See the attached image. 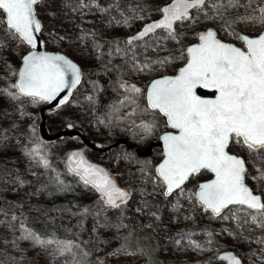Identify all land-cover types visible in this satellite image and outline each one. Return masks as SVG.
I'll return each mask as SVG.
<instances>
[{
    "label": "rangeland",
    "instance_id": "obj_1",
    "mask_svg": "<svg viewBox=\"0 0 264 264\" xmlns=\"http://www.w3.org/2000/svg\"><path fill=\"white\" fill-rule=\"evenodd\" d=\"M103 1L104 3L101 4L104 7L112 6L109 12L99 13L93 9L91 12L86 11L81 14L66 6L65 0H42V3L36 7L37 14L43 22L41 34L45 41V48L64 52L76 60L82 66L83 71L89 70L104 75L108 80L105 90L110 89L118 96L114 103L108 106L106 112L98 114L93 104L95 105L97 92L101 89L99 82L95 78L85 79L67 103L48 112V123L55 124L65 120L58 129H51L56 131L68 123L66 119L80 118L81 125L89 132V136L101 143L105 142V134L108 132H111L114 140L127 138L129 135L127 133L130 132L133 141L143 143L147 138L153 137L154 133L146 136L137 126L141 123L152 122L148 118H155L158 113L151 110L142 111L147 107L144 95L138 97L136 102L138 107L128 104L121 105L126 93L120 88V83L135 84L146 90L152 79L164 74L177 73L186 61L176 59L173 63L141 72L136 70L131 61L116 55L113 48L116 43L124 48L126 37L153 19L159 13L157 9L170 0ZM70 3L74 7L76 0H70ZM240 3H245V0H240ZM256 7L257 4L253 3L249 9L229 8L224 13V17L232 22L230 28H226L221 20L206 18L202 14L198 15L192 24L179 26L182 33L179 43L165 40L162 41L160 47L153 45L146 51L138 48V60L143 63L147 59L151 63L168 56L179 57L181 50L196 42L197 34L209 27L218 30L222 37L242 46L233 33L257 36L264 29V24L258 21L244 22L237 19L249 15ZM132 9L136 11L133 12ZM137 16L144 18H133ZM125 17L127 23L116 22L123 21ZM85 33L88 35L85 36ZM0 42L3 44L0 47V88H5L15 82L16 78L11 76V72L19 71L23 55L31 48L18 40L10 39L3 26H0ZM88 97L92 99L89 100ZM44 104L42 101L34 103L28 97L13 100L7 95L0 94V164L11 171V173L8 172L11 175L4 178L0 175V264H10V262L12 264H71V254L59 255L54 246L44 248L31 240L22 238L24 233L20 227L21 223L27 229H31L26 223L25 213L19 209H26L34 204H49L82 215L85 209L88 212L89 208L100 198L98 192L90 185L86 186L79 176L57 171L55 156L62 153L64 149L68 152L72 148L82 146V142L79 138H66L59 143L46 145L39 132L40 109ZM133 109L136 114L130 115ZM37 145L40 146L41 155L48 161L47 167L39 161V157L33 159L26 155V152ZM232 149L248 158L249 169L252 170L256 165L264 168V164H258L259 162L256 161L253 163L248 152L238 145H232ZM87 155L91 159L93 157L99 160L103 158V153L91 150H87ZM151 157L155 161H160L163 153L160 149H155ZM125 160L127 161L126 158ZM146 162L138 164L134 162L129 168L130 186L125 187L129 189L131 197L127 204L119 209L110 208L104 204L97 206L95 210L98 220L96 233L103 242V253L107 255L109 262L147 264L146 257L141 252H133L128 248L125 253L111 255L124 244L123 239L127 231L135 225V215H138L144 219L147 226L153 227L162 237L159 252L168 264H210L209 257L212 258V254L222 248V243L227 244L233 241L235 233L240 230L244 233L241 238L244 244L239 254L247 264H264L260 246L250 242L264 236V231L250 223L238 227L237 221L233 219V212L239 206L225 214L224 216L228 218L224 219L205 214L200 206L189 203L183 197L173 195L165 198L160 194V189L156 188L154 192L153 183L141 174L140 169L146 167ZM150 170L149 174L154 175ZM154 170L155 167L153 172ZM209 176V173L202 172L186 186V189L193 191L197 183ZM260 183L264 182L260 181ZM177 201L183 205L179 210L174 207ZM196 210L201 211L198 215L204 223L211 224L215 232L211 237L202 233L192 236L193 240L198 241L204 247L203 251L194 250L187 245L186 241L183 242L182 247H178L173 242L178 233H186L185 228L192 222L191 213H195ZM238 215L242 222L245 213L240 212ZM13 216L16 217L15 220L12 219ZM185 217H190V219H184ZM39 236L43 239L73 241L79 245L75 238H61L55 235ZM212 244L216 245L211 246ZM81 250L80 245L79 249L73 248V252L77 253V259H80ZM253 252L256 254L252 255ZM94 263L95 258L88 255L86 264ZM214 263L218 264L220 261L217 260Z\"/></svg>",
    "mask_w": 264,
    "mask_h": 264
},
{
    "label": "snow or ice",
    "instance_id": "obj_2",
    "mask_svg": "<svg viewBox=\"0 0 264 264\" xmlns=\"http://www.w3.org/2000/svg\"><path fill=\"white\" fill-rule=\"evenodd\" d=\"M41 3L42 0H0V26L10 39L18 40L31 49L43 46L39 36L43 26L36 14V7ZM65 3L81 14L93 9L106 13L112 7H104L100 0H76L74 7L70 0H65ZM253 3L257 7L249 15L237 19L264 24V2L261 0H245L243 4L240 0H171L157 9L159 19L145 24L137 34L124 41V48L116 43L113 52L131 61L141 72L173 63L176 59L186 61L175 75L152 80L146 90L135 84L120 83V88L126 93L121 105H136L138 97L144 95L147 107L142 111L159 113L165 126L172 130L160 137L164 152L162 161L155 167V174H149L147 162L146 167L140 169L141 174L153 183L154 192L158 188L165 198L173 195L183 197L189 203L199 205L203 211H210L214 217L224 219L228 218L222 215L226 209L231 211L230 206H239L233 212L238 227L250 223L264 231V198L254 194L245 182L248 176L245 159L229 151L230 145H238L254 161L264 163V33L255 37L233 33L241 42L242 46L238 47L220 40L217 32L209 28L199 32L196 36L198 42L182 49L179 57L168 56L151 63L147 59L139 62L137 51L138 48L146 51L153 45L160 47L165 40L179 43L182 35L179 26L192 24L201 14L221 20L226 28H230L232 22L225 19L224 13L229 8L249 9ZM116 22L127 23V18ZM11 76L16 78L15 82L0 88V94L13 100L28 97L34 103L51 102L62 91L74 88L80 82L81 70L63 55L36 50L23 56L22 67L18 72H11ZM198 90L210 91L212 95L201 96ZM66 102L67 96L59 101L61 104ZM135 114L133 109L130 115ZM137 127L147 136L152 134L155 123H141ZM26 155L33 159L39 157V161L48 166L39 145ZM68 164L69 171L79 176L86 186L91 185L107 207L119 209L127 204L130 193L119 188L104 169L89 163L81 153H72ZM202 172H210L214 178L198 183L195 190L188 191L186 186ZM257 173L253 179L264 182V168L257 169ZM174 207L179 210L183 205L177 201ZM240 212L245 213L242 222L238 215ZM20 227L23 239L44 248L54 246L59 255L71 254V264H86L88 253L81 250L80 259H77L73 248L79 249V245L73 241L43 239L23 223ZM192 235L178 233L173 242L182 247L186 241L194 250L203 251L204 247L193 240ZM208 235L211 237L212 233ZM250 242L260 246L264 257V236ZM126 249L125 243L111 255L125 253ZM218 259L229 264H243L242 259L231 252L219 255ZM98 264H103V261Z\"/></svg>",
    "mask_w": 264,
    "mask_h": 264
},
{
    "label": "trees",
    "instance_id": "obj_3",
    "mask_svg": "<svg viewBox=\"0 0 264 264\" xmlns=\"http://www.w3.org/2000/svg\"><path fill=\"white\" fill-rule=\"evenodd\" d=\"M100 3H104V1L100 0ZM159 15L160 14L158 13L157 15L154 16V18L158 17ZM217 32H218V36L221 39L230 43H235L232 40L222 37L218 30ZM89 78H95L99 82L101 89H99L97 92L95 98V105L93 104V108L98 114H103L104 112H106V109L109 108L108 106H110L111 103H114V101L118 98V96L110 89L105 90L106 85L108 84V80L104 75L89 70L84 71L83 81ZM199 93L202 95L211 94L203 90H199ZM49 111H47L46 113L48 114ZM148 120H151L152 122L155 123V128L152 132L154 133L153 137L147 138V140L143 143H139L137 141L132 140L131 137L132 133L129 132L127 133L129 135L127 136L126 139L131 144L132 146L131 148H128L126 145H120L117 149H113L107 153H103V158L101 160L96 159L94 157L92 158L93 160L106 165L107 168L110 170L111 174L113 175V177L121 185H124V187L130 186L128 182V178L130 176L129 168H131V165H133L134 162L138 164L140 162L147 161L148 169H151L152 170V171L150 170L151 173L155 174L153 172V169L156 166V164L159 162V161H155L153 157H151L155 149L153 150V153L150 157L141 158L137 155L136 148H144L147 145H149L160 134L167 131V127L165 126L163 117L159 113L157 114V117L148 118ZM66 121H68V123H73L75 127L81 129L88 137L91 138V136H89L88 134L89 132L82 127L80 118H74L72 120L66 119ZM64 122L65 120L61 121L60 123L56 122L55 124L50 122L48 123V126L50 129H54V128L58 129L64 124ZM105 136H106V140L105 142H102L103 146L110 145L117 140V139L116 140L112 139L113 136L111 132H108L107 134H105ZM60 141L61 140L57 141L56 143H59ZM45 144L51 145L53 143L45 142ZM233 149L231 145L230 150L233 153L241 155L244 158L246 157L240 152H237L236 150ZM66 154H67V150L64 149L62 153H59L57 156H55L54 159H55L56 169L60 173L71 174L65 163ZM125 158L127 159V161L125 160ZM247 159L248 158H245L246 162ZM253 163H255L254 160ZM258 164L262 165L264 163L259 162ZM248 167L250 166L248 165ZM8 172L11 173L9 169L7 170L6 167H3L2 164H0V175L3 178L5 176L11 175L8 174ZM253 189L256 192H259L264 198V183H259V185L256 188L253 187ZM193 190H195V188ZM99 205H104L103 201H101V198H98V200L89 208V211L83 213L82 215L65 210L56 205H49V204H34L28 206L26 209L20 208L19 210L25 213L27 225L36 234L41 236L55 235L61 238H75L78 241L80 247H82V251L87 252L88 255L95 258L94 264H98L99 261H103V264H116V263H111L107 260L106 258L107 255L103 253V247H104L103 242L96 233L98 220L97 217L95 216V210ZM197 207H199V205H197ZM203 212L205 214L212 215L211 212H205V211ZM228 212L230 211H226L222 215H225ZM198 214H201L200 210H196L195 213H191L192 222L185 228V232L192 233L193 234L192 236L201 233L206 234L207 236H209L208 233H212V235H214L215 233L214 227L209 223L207 224L204 223L200 215ZM135 218H136V223L131 229L127 231L125 235V238H127V240L125 241L124 238L123 243L127 244V248L129 250L133 252H141L146 257L147 264H168L167 261L163 257H161L159 252L162 237L157 233V231L153 227L147 226L142 217L135 215ZM243 235L244 233L240 230L238 233L237 232L235 233L233 241L227 244L222 243L223 245L222 248L214 252L212 254L213 256L212 258L211 256L209 257L208 261L211 260L210 264H215L214 262L218 260L219 253L223 250L231 249L236 251L237 253H239V251H242V245L244 243L242 242L241 238ZM215 245L216 244H212L211 246H215ZM10 264L12 263L10 262ZM244 264L247 263L245 262Z\"/></svg>",
    "mask_w": 264,
    "mask_h": 264
},
{
    "label": "water",
    "instance_id": "obj_4",
    "mask_svg": "<svg viewBox=\"0 0 264 264\" xmlns=\"http://www.w3.org/2000/svg\"><path fill=\"white\" fill-rule=\"evenodd\" d=\"M171 2V0L170 1H168V2H166L165 4H167V3H170ZM165 4H163L162 6H164ZM161 6V7H162ZM36 14H37V8H36ZM37 18L40 20V22H41V24H42V26H43V22H42V20L39 18V16H38V14H37ZM160 18V15L158 16V17H156V18H153V19H151V20H149L148 22H146V23H144L142 26H141V28L139 29V30H137L135 33H133V34H130V35H128L127 37H126V40L127 39H129L131 36H133V35H135V34H137L143 27H144V25L145 24H147V23H149V22H151V21H154V20H157V19H159ZM209 28H211V29H213V30H215L216 32H217V30L215 29V28H212V27H209ZM209 28H207V29H209ZM206 29V30H207ZM206 30H204V31H206ZM200 32H202V31H200ZM41 33H42V31H41ZM39 34V36H40V39L43 41V46L41 47V48H39V49H31L30 51H36V50H39V51H43V52H46V53H51V54H59V55H63V56H65L66 58H68V59H70L72 62H74L79 68H80V70H81V80H80V82L74 87V88H70V89H65L64 91H62L58 96H57V98L55 99V100H53V101H51V102H45V101H42L43 103H45L44 104V106L40 109V115H41V122H40V124H39V132H40V135H41V138H42V140L43 141H45V142H47V143H54V142H57V141H59V140H62V139H66V138H69V139H77V138H79L80 140H81V142H82V146H80V147H76V148H72V149H70L68 152H67V154H66V157H65V163H66V166H67V168H68V170H69V164H68V157L72 154V153H74V152H79V153H81L82 155H83V158L85 159V160H87L89 163H91V164H93V165H96V166H98L99 168H102V169H104L109 175H110V177L115 181V183H116V185L119 187V188H121V189H123V190H125V191H127V192H129L130 193V191H129V189H127L126 187H124V186H122L114 177H113V175L111 174V172H110V170L107 168V166L106 165H104V164H102V163H100V162H98V161H95V160H93V159H91L88 155H87V150H91V151H94V152H99V153H107V152H109V151H111V150H113V149H116V148H118L120 145H126L128 148H131L132 146H131V144L128 142V140L126 139V138H118L114 143H112V144H110V145H107V146H103V144L100 142V141H97V140H94V139H92V138H90V137H88L81 129H79V128H77V127H75V125L73 124V123H67L63 128H61V129H59V130H56V131H52L50 128H49V126H48V118H47V111H49V110H51V109H53V108H56V107H59V106H61V105H64L65 103H63V104H61V103H59V101L62 99V98H64L65 96H67V102L72 98V96H73V94H74V92H75V90L79 87V85L81 84V82L83 81V69H82V66L76 61V60H74L73 58H71L70 56H68L67 54H65L64 52H61V51H53V50H48V49H46L45 48V41H44V38L42 37V34ZM261 33H264V29H263V31L261 32ZM260 33V34H261ZM259 34V35H260ZM242 35H248V34H242ZM217 36H218V32H217ZM248 36H250V35H248ZM258 36V35H257ZM250 37H255V36H250ZM218 38L220 39V40H222V41H224V42H227V41H225V40H223V39H221L219 36H218ZM198 41H196V42H194V43H197ZM194 43H192V44H194ZM227 43H230V42H227ZM192 44H190V45H188V46H191ZM232 44H234V43H232ZM236 45V44H235ZM187 46V47H188ZM236 46H238V45H236ZM239 47V46H238ZM29 52V51H28ZM28 52L27 53H25V55L26 54H28ZM184 65V64H183ZM182 65V66H183ZM181 66V67H182ZM22 67V62H21V65H20V68ZM19 68V69H20ZM168 75H175V74H168ZM168 75H164V76H168ZM161 77V76H160ZM160 77H156V78H154V79H159ZM154 79H152V80H154ZM151 80V81H152ZM150 81V82H151ZM149 82V83H150ZM203 91H206V92H208V93H211L210 91H207V90H203ZM198 94L199 95H201V96H211L212 95V93L210 94V95H202V94H200L199 93V90H198ZM66 102V103H67ZM147 102V101H146ZM167 131H172L171 129H168ZM166 132V131H165ZM165 132H163L162 134H160L154 141H152L149 145H147L146 147H144V148H136V152H137V155L139 156V157H141V158H147V157H150L151 155H152V153H153V150L154 149H160L161 151H162V153L164 152V145H163V142L160 140V137L165 133ZM231 146V145H230ZM229 151L231 152V153H233L231 150H230V148H229ZM233 154H236V153H233ZM236 155H238V154H236ZM239 156H241V155H239ZM241 157H243V156H241ZM244 158V157H243ZM162 159H163V157H162ZM162 159L156 164V166L162 161ZM245 159V158H244ZM246 161V160H245ZM246 165H247V162H246ZM73 166H75V165H73ZM155 166V167H156ZM247 168H248V165H247ZM71 173H73V172H71ZM209 174H210V178H208V179H206V180H210V179H212V178H214L213 177V174L212 173H210V172H208ZM74 174V173H73ZM206 180H203V181H201V182H204V181H206ZM200 182V183H201ZM245 182H246V180H245ZM247 184V183H246ZM248 185V184H247ZM91 186V185H90ZM248 187L249 188H251L249 185H248ZM252 189V188H251ZM252 191H253V193L254 194H256V195H260L262 198H263V196L260 194V193H256L253 189H252ZM99 194V193H98ZM99 196H100V194H99ZM130 197H131V193H130ZM232 207H238V206H230V208H232ZM225 211H227V209L225 210ZM210 212V211H209ZM227 252H231V253H233V254H235L237 257H239L240 259H242V261H243V264L245 263V261H244V259H243V257L239 254V253H237L236 251H234V250H231V249H228V250H223V251H221L220 253H219V255H223V254H225V253H227ZM218 255V256H219ZM219 260V259H218ZM220 261V260H219ZM218 264H229V262H227V261H220V263H218Z\"/></svg>",
    "mask_w": 264,
    "mask_h": 264
},
{
    "label": "built area",
    "instance_id": "obj_5",
    "mask_svg": "<svg viewBox=\"0 0 264 264\" xmlns=\"http://www.w3.org/2000/svg\"><path fill=\"white\" fill-rule=\"evenodd\" d=\"M261 168L260 165H256L252 168V170H250L248 172V176H247V182L249 185L253 186V187H257L259 185V180L257 179H253V177L257 176V169Z\"/></svg>",
    "mask_w": 264,
    "mask_h": 264
},
{
    "label": "flooded vegetation",
    "instance_id": "obj_6",
    "mask_svg": "<svg viewBox=\"0 0 264 264\" xmlns=\"http://www.w3.org/2000/svg\"><path fill=\"white\" fill-rule=\"evenodd\" d=\"M235 44H237V43H235ZM238 45V44H237Z\"/></svg>",
    "mask_w": 264,
    "mask_h": 264
}]
</instances>
